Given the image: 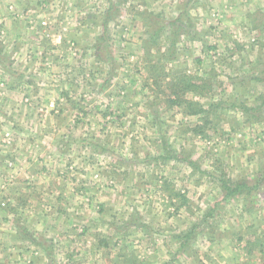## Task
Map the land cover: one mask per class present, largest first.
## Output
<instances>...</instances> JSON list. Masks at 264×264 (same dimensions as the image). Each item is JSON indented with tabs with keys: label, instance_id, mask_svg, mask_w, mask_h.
I'll list each match as a JSON object with an SVG mask.
<instances>
[{
	"label": "crops",
	"instance_id": "0c3cea01",
	"mask_svg": "<svg viewBox=\"0 0 264 264\" xmlns=\"http://www.w3.org/2000/svg\"><path fill=\"white\" fill-rule=\"evenodd\" d=\"M152 15L188 21L195 33L198 23L211 20L216 50L195 58L194 71L185 50L182 63L169 61L167 74L151 77L148 85L157 92L120 95L116 89L125 91L128 80L118 75L123 63H132L144 82L147 70L156 68L155 61H143ZM200 31L189 50L205 41ZM211 56L214 66H207ZM177 63L184 66L180 75ZM210 69L217 87L212 81L208 99L216 96L218 106L231 101L232 109L221 113L227 120L220 132L228 135L207 145L232 153L247 148L249 137L264 139V0H0V264H94L87 262L91 254L107 255L106 235L118 242L123 230H137V223L123 219L115 229L99 221V213L111 218L116 207L98 198L129 173L123 138L140 128L159 146L164 122L167 132L179 129L168 119L177 111L183 129L191 118L204 124L201 99L210 89L204 90ZM136 71L131 84L139 82ZM176 76L198 86L177 97L167 89ZM178 98L186 104H175ZM187 103L203 112L191 115ZM243 232L233 245L249 253H241L242 263L233 256L232 264H264V244ZM101 258L97 264H108Z\"/></svg>",
	"mask_w": 264,
	"mask_h": 264
},
{
	"label": "rangeland",
	"instance_id": "374dc122",
	"mask_svg": "<svg viewBox=\"0 0 264 264\" xmlns=\"http://www.w3.org/2000/svg\"><path fill=\"white\" fill-rule=\"evenodd\" d=\"M152 17L149 21V34L143 36V61H155L156 68L147 70L148 81L144 82V75L139 70L136 71V67L131 66L132 63H119L118 67L121 64L123 66L118 69V75L128 77L123 84L126 86L125 91L116 89L120 95L125 92L138 97L151 95L157 90L148 85V82L150 84L152 76L167 74L166 64L169 61L175 59L176 62H181V55L187 50L189 56L183 59L192 63L190 70L194 71L195 58L200 59L203 54L208 55L216 50L211 49L216 46L212 42L216 26L211 20L204 21L202 26L198 23L195 28L199 33H195L188 21L174 23L159 15ZM201 29L205 32V41L196 44L194 50H189L194 39L199 36L201 39L203 36ZM185 30L186 34L183 33ZM207 61V66H214L212 56ZM177 64L176 72L180 75L184 66ZM135 71L139 75V82L131 84L129 78ZM209 74V85L204 90L210 89L205 93L206 97L201 99L207 112L204 124L208 117L207 120L211 123L209 126L204 125L202 120L195 121L196 118H191V125H185L183 129L177 111V115L168 119L171 125H179V129L167 132L169 128L165 127L168 125L164 122L163 132L157 137L161 141L159 146L152 142V135L145 134L140 128L123 138L127 154L122 159L126 158L129 173L124 183L115 191L98 198L100 202H104L103 205L116 207L111 218L106 213H99V221L111 224L110 228L115 229L120 228L123 219L137 223L133 226L138 228L129 229L126 234L123 230L118 242L114 241L115 238L109 241L111 237L106 235L107 255L97 252L88 258V249H85L84 258H88L87 262L94 261L97 264L96 261L102 257L101 260L108 264H232L233 256L239 255L242 263V254H246L248 250L245 247L239 250L233 244L237 238H244L241 236L243 229L248 240L257 239L264 244V139L263 136L249 137L246 140L249 143L247 148L234 147L232 153L225 152L222 147L216 149L207 145V141H216L228 135L220 132L227 120L221 113L224 109H232L231 101L218 106L216 96L208 99V96L214 95L213 88L217 87L215 70L210 69ZM160 88L163 89V86ZM173 91L177 92V97H180L179 93H183L176 88ZM216 91L217 89L215 93ZM164 92L166 95L167 91ZM205 98L208 99L207 103L204 102ZM129 101L133 105L137 98ZM51 108L56 110L55 106ZM126 108L131 110V104ZM139 109L136 108L138 111ZM232 115L231 113L230 116ZM128 121L131 122L130 119ZM194 125L198 127L194 128ZM159 150L161 153L157 154ZM167 153L174 158L170 161L164 159ZM239 182L246 183L250 190L224 199L222 183L234 185ZM0 203L5 202L3 200ZM239 229L241 233H238ZM140 235L142 240L137 238ZM155 239L159 240L158 243ZM135 240L142 243L133 244ZM259 258L263 260L264 256ZM49 264L59 263L52 259Z\"/></svg>",
	"mask_w": 264,
	"mask_h": 264
},
{
	"label": "trees",
	"instance_id": "16d2710c",
	"mask_svg": "<svg viewBox=\"0 0 264 264\" xmlns=\"http://www.w3.org/2000/svg\"><path fill=\"white\" fill-rule=\"evenodd\" d=\"M193 86H195V85L192 84L189 80L183 79L180 76H176L175 81L171 82L170 84H167V89H171V91L174 93L173 88L180 89L181 91H184L185 88H190ZM177 92H179V90ZM179 94H182V93H179ZM178 100L179 101H176L174 103L177 105H179L180 103L186 104V102H182V100H180L179 98H178ZM169 102L172 103L171 100H169ZM187 105L189 108L188 111L191 115H198V114H201L203 112V110L198 106V104L196 105V104L187 103ZM170 158H174V157L169 156L168 153L164 157V159H170ZM230 185L228 183H225V184L222 183V189L224 192V196H223L224 199H228V198L233 197L235 195H240V194L244 193L245 191L250 190L249 186H247L246 183H244V182H239V183H236L234 185H232V184H230ZM0 206H1V203H0ZM1 207H3V206H1Z\"/></svg>",
	"mask_w": 264,
	"mask_h": 264
},
{
	"label": "built area",
	"instance_id": "2783aa9c",
	"mask_svg": "<svg viewBox=\"0 0 264 264\" xmlns=\"http://www.w3.org/2000/svg\"><path fill=\"white\" fill-rule=\"evenodd\" d=\"M11 164H12V163H11ZM11 164H10V165H11Z\"/></svg>",
	"mask_w": 264,
	"mask_h": 264
}]
</instances>
